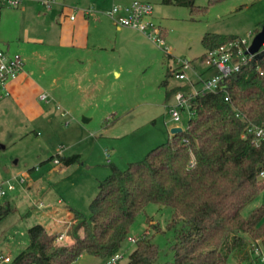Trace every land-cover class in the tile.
Returning <instances> with one entry per match:
<instances>
[{
  "label": "rangeland",
  "instance_id": "obj_1",
  "mask_svg": "<svg viewBox=\"0 0 264 264\" xmlns=\"http://www.w3.org/2000/svg\"><path fill=\"white\" fill-rule=\"evenodd\" d=\"M40 1L45 0H35L33 7H29L26 0L24 6L28 4L27 7L3 12L2 49L15 53L19 44L16 37L23 36L38 14L47 20L64 17L59 4L75 8L77 13L88 7L107 13L115 6H123L118 0H54L53 8L49 9L42 2L40 5ZM131 1L136 0H127ZM139 1L154 5L155 22L166 34L164 45L139 37L128 28L119 32L111 20L106 43L107 48H114L118 42L115 62L119 77L111 73L100 80L94 79L91 72H83V80L79 81L82 70L75 66L77 85L70 90V96L59 89L60 98L55 102H39L47 111L45 116L30 118L27 111L14 104L9 110L10 117L0 118V130L15 135L10 160L15 165L19 162L29 163L30 167L36 165L34 170L23 167L19 174L12 171L2 178L15 183L17 188L11 194L15 198L11 203L15 212L0 223V255L11 258L17 255L28 242L29 228L37 224L54 227V221L67 220L70 208L90 217V203L99 192L100 180L111 174L112 165L124 170L129 163L143 160L153 149L167 143L172 127L187 128L191 119L187 112L182 114L180 122L173 121L168 112L177 93L187 94L198 89L192 87L198 82V76L211 78L216 73L201 60L207 52L202 43L206 34L236 36L244 40L247 49L255 55L262 50L264 0H224L212 6H208V0H196L197 7H208L204 13L163 5L161 0ZM179 60L192 61L191 69L185 70L187 79L183 81L176 78L177 73L184 72L176 64ZM105 152L111 156V164H107ZM56 155L70 160L61 173L54 172L53 161L45 165L37 162L38 157L41 161ZM74 156L78 159H73ZM25 176V183L20 184ZM33 184L35 186L31 187ZM263 204L264 191L244 210L245 216ZM53 208L56 214L52 213ZM48 214H55L54 219ZM172 214L173 210L166 206H147L131 227L121 251L122 263L128 261L135 249V243L130 240L137 241L146 233L154 236L160 250L159 261H172L174 232L167 229ZM53 229L55 234L59 231L58 225ZM107 261L85 254L76 264H107Z\"/></svg>",
  "mask_w": 264,
  "mask_h": 264
},
{
  "label": "trees",
  "instance_id": "obj_2",
  "mask_svg": "<svg viewBox=\"0 0 264 264\" xmlns=\"http://www.w3.org/2000/svg\"><path fill=\"white\" fill-rule=\"evenodd\" d=\"M195 1L162 3L191 13L208 10ZM222 1L208 0V6ZM238 39L206 34L202 43L210 51ZM223 87L195 98L194 116L183 132L124 170L112 165L90 203V217L71 209L64 242L37 224L10 264H76L85 254L109 259L121 253L133 223L150 204L173 210L167 226L174 232L173 260L161 263L154 236L146 233L128 261L117 264H253L254 245L264 246V204L248 216L244 210L264 191V141L256 143L253 131L264 127V51ZM14 212L9 202L0 204V223Z\"/></svg>",
  "mask_w": 264,
  "mask_h": 264
},
{
  "label": "crops",
  "instance_id": "obj_3",
  "mask_svg": "<svg viewBox=\"0 0 264 264\" xmlns=\"http://www.w3.org/2000/svg\"><path fill=\"white\" fill-rule=\"evenodd\" d=\"M24 1L22 6L17 9L27 7L28 4L29 7H33L36 3L35 0H28V4H25L24 6ZM53 1L54 0L40 1V5L43 3L44 6L46 4L49 9H52L53 7L51 4ZM118 1L123 4V7L132 3V1L127 2V0ZM59 7H61V12L63 15L65 14L66 18H64L65 16H60L57 18L54 17L52 20H47L38 14V17H36L37 19L34 20L32 25L25 29L23 36L16 37L19 44L14 52L22 56L24 68L19 77L10 82V95L0 102L1 119L10 117L9 110L14 104L20 106L22 110L27 111V113L30 114V118L45 116L47 111L39 106V102H46L48 104L55 102L60 98L58 94L59 89H63L65 95L69 97L70 90L75 89L77 85L75 77L76 71H74L75 66L78 68L77 70H82V76L79 81L83 80V72H85V74L91 72L94 79L100 80H104L106 75L111 73L116 74L118 77L120 76V73L116 69L115 62L118 55L116 51V45L118 42L116 41L114 48H107L108 46L106 43L110 35L109 26L112 25L111 20L115 22V20L110 17L109 12L104 13L103 11H96L94 7H88L78 10L79 12L77 13L75 8L71 9L67 6H62V4H59ZM72 15H75V20L70 19V16ZM151 19L157 26H159L155 22L156 17L154 12ZM114 25L116 26L117 31H122L123 28L118 26L116 22ZM160 28L163 31L162 27ZM131 30L139 37L141 36L146 40L148 39L141 32L134 29ZM163 37L165 40V32H163ZM6 44L10 47L9 43ZM69 66H71V69ZM208 69L210 68L208 67ZM192 87L199 88L200 85L197 82L195 85H192ZM42 94L48 95L47 101H42L40 99ZM176 127L178 126L172 127L171 130ZM171 130L170 135L172 137L174 135L171 133ZM15 143V135L12 133L10 135L6 134L4 129L0 130V183L7 181H3L2 178L3 176L10 174L12 171H19L17 173L15 172V174H19L23 167L25 170L31 168L29 171L35 169L36 165L30 167L31 165H29V163L21 164L20 162L18 165H15V163L10 160L9 153L13 151L11 147H13ZM14 155L18 156V154ZM59 156L62 159L64 158L61 155ZM52 157L53 156L48 159L44 158L45 160L43 159L41 161H39L40 159L38 157L37 162H40V165H45L52 161ZM18 158L20 157L18 156ZM105 158H107V164H111V156L109 157L106 155V152ZM56 159L59 160V158H55V160ZM66 164L67 163L60 159L59 164H54V172L61 173L64 171ZM15 174H13V176H15ZM23 174L29 176L28 173L23 172ZM34 186L35 184L31 187ZM14 199L13 195H10L6 201L11 204ZM53 209L54 212L52 213L56 214L57 211L55 208ZM69 211L70 213L67 215V220L64 219L58 222L54 221V227L58 225L59 228V231H56L55 234L64 235L68 230L73 217L71 208ZM55 214L48 215L54 219ZM44 227L51 234H54V227Z\"/></svg>",
  "mask_w": 264,
  "mask_h": 264
},
{
  "label": "built area",
  "instance_id": "obj_4",
  "mask_svg": "<svg viewBox=\"0 0 264 264\" xmlns=\"http://www.w3.org/2000/svg\"><path fill=\"white\" fill-rule=\"evenodd\" d=\"M24 0H0V21L3 12L9 9H17L22 6ZM154 12V6L149 2L134 1L127 6H115L109 11V15L116 24L122 28H130L144 34L150 41L155 44L164 45L163 31L151 19ZM71 20H75V15L70 16ZM264 51V44L261 52ZM260 52V53H261ZM256 55L252 54L246 47V42L242 39L231 41L217 49L206 52L205 63L210 69L215 70V75L211 78L198 77L200 87L192 92L177 93L175 103L170 107L169 114L173 121L180 122L183 113H188L192 118L194 116L191 110V103L198 96L206 93H218L224 90L223 82L239 72L244 66L251 62ZM184 72L176 74V78L183 81L187 79L185 70L191 69L192 61L179 60L176 63ZM24 68V61L20 54L9 53L0 47V102L5 100L9 95V84L16 80ZM42 101L48 100L47 94H42ZM228 101L229 98L227 97ZM255 142L264 141V127L254 128ZM54 164H59V160H54ZM264 174V173H263ZM262 174V175H263ZM26 176L19 183L26 181ZM16 184L7 180L0 183V204H4L8 197L16 191ZM43 204L40 205L42 207ZM64 235L58 236V241H62ZM131 242L136 241L131 239ZM254 263L264 264V246L260 243L255 244L252 250ZM124 260V255L118 253L108 259L107 264H117ZM12 258L10 256L0 255V264H10Z\"/></svg>",
  "mask_w": 264,
  "mask_h": 264
},
{
  "label": "water",
  "instance_id": "obj_5",
  "mask_svg": "<svg viewBox=\"0 0 264 264\" xmlns=\"http://www.w3.org/2000/svg\"><path fill=\"white\" fill-rule=\"evenodd\" d=\"M261 45H263V41H262ZM251 53H252V52H251ZM252 54H253V53H252ZM258 55H259V54H257L256 57H257ZM181 132H183V129L180 128V127H176V128H173V129L171 130V133H172L173 135L180 134Z\"/></svg>",
  "mask_w": 264,
  "mask_h": 264
}]
</instances>
